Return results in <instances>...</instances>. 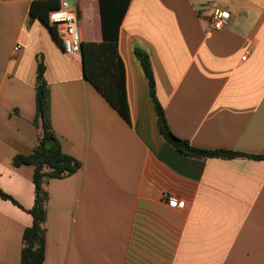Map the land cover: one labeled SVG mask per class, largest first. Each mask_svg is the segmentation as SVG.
<instances>
[{
  "label": "crops",
  "instance_id": "obj_1",
  "mask_svg": "<svg viewBox=\"0 0 264 264\" xmlns=\"http://www.w3.org/2000/svg\"><path fill=\"white\" fill-rule=\"evenodd\" d=\"M34 1L0 0V189L17 202L0 198V264H20L33 223L34 167L13 159L39 141L40 60L52 132L81 163L45 183L44 264H264V158H249L264 157V0H131L118 38L127 119L86 79L81 54L31 17ZM77 2L82 43H101L99 0ZM216 11L230 13L220 31ZM136 49L177 137L249 157L197 160L168 144Z\"/></svg>",
  "mask_w": 264,
  "mask_h": 264
},
{
  "label": "trees",
  "instance_id": "obj_2",
  "mask_svg": "<svg viewBox=\"0 0 264 264\" xmlns=\"http://www.w3.org/2000/svg\"><path fill=\"white\" fill-rule=\"evenodd\" d=\"M131 0H99L102 42L82 43L84 55V72L86 79L101 93V95L123 116L128 118L126 95V78L123 63L118 53L119 29L127 13ZM60 6L59 0H38L31 5L30 14L43 22L51 35L61 46V40L55 27L50 25L49 14ZM148 81L150 96L153 100L159 133L164 140L180 154L197 160L209 158L234 159L249 157L231 151H208L193 147L188 141L177 137L171 130L165 111L156 95V81L147 53L135 50ZM46 67L39 61L36 84V115L35 126L41 131L38 144L32 154L18 155L13 159V165L34 167L33 182L35 185V203L29 211L33 218L32 226L23 234V249L20 264H44L47 202L49 199L45 189L46 181L61 179L76 173L81 163L63 152L59 140L52 132L50 116V89L45 79ZM47 143H51L48 148ZM262 159L264 157L250 156ZM0 198L17 202L0 189Z\"/></svg>",
  "mask_w": 264,
  "mask_h": 264
},
{
  "label": "built area",
  "instance_id": "obj_3",
  "mask_svg": "<svg viewBox=\"0 0 264 264\" xmlns=\"http://www.w3.org/2000/svg\"><path fill=\"white\" fill-rule=\"evenodd\" d=\"M77 1L75 0V4L72 5L70 0H61L59 8L49 14L50 25L56 28L62 47L69 56L80 55L82 49ZM229 20L230 13L228 11H216L209 22V27L212 31H220L228 25ZM18 50V47L15 48V51ZM243 59L245 60L246 57ZM167 199L169 207L175 209L181 206L177 198L169 197Z\"/></svg>",
  "mask_w": 264,
  "mask_h": 264
},
{
  "label": "water",
  "instance_id": "obj_4",
  "mask_svg": "<svg viewBox=\"0 0 264 264\" xmlns=\"http://www.w3.org/2000/svg\"><path fill=\"white\" fill-rule=\"evenodd\" d=\"M81 58H82V60H83V62H84V55H83V51H82V49H81ZM84 74H85V72H84ZM48 148H50L51 147V143H47V145H46Z\"/></svg>",
  "mask_w": 264,
  "mask_h": 264
},
{
  "label": "rangeland",
  "instance_id": "obj_5",
  "mask_svg": "<svg viewBox=\"0 0 264 264\" xmlns=\"http://www.w3.org/2000/svg\"><path fill=\"white\" fill-rule=\"evenodd\" d=\"M70 3H71L72 5H74V2H73V1H71V0H70Z\"/></svg>",
  "mask_w": 264,
  "mask_h": 264
}]
</instances>
